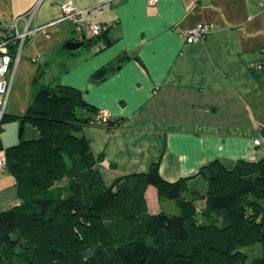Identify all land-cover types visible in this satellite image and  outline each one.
<instances>
[{
	"label": "crops",
	"instance_id": "0c3cea01",
	"mask_svg": "<svg viewBox=\"0 0 264 264\" xmlns=\"http://www.w3.org/2000/svg\"><path fill=\"white\" fill-rule=\"evenodd\" d=\"M38 1L31 27L42 29L28 40L17 65L7 116L27 112L37 94L31 92L33 78L82 90L89 103L120 121L114 130L98 124L83 130L93 153L103 156V176L114 180L147 172L160 161L165 180L194 177L192 185L215 160L233 168L264 157V70L255 69L264 62V0H0V27ZM67 1L85 11L84 21L109 25L106 34L95 37L90 28L63 18ZM199 23L211 24V32L187 42L182 33ZM81 34L96 38L92 46L64 49ZM36 55L51 70L49 80L47 68L34 63ZM105 66L108 71L95 76ZM9 122L0 131L6 148L17 143L15 120ZM27 131L28 139L37 137L29 124L23 135ZM14 190L9 199L17 203ZM156 190L148 187V202Z\"/></svg>",
	"mask_w": 264,
	"mask_h": 264
},
{
	"label": "trees",
	"instance_id": "16d2710c",
	"mask_svg": "<svg viewBox=\"0 0 264 264\" xmlns=\"http://www.w3.org/2000/svg\"><path fill=\"white\" fill-rule=\"evenodd\" d=\"M98 112L82 90L57 83L42 85L23 115H3L0 131L5 120L20 119L37 137L7 148L0 137L19 198L0 212V264H264V157L202 167L203 193L191 190L194 177L165 180L160 161L102 187L103 156L93 153L83 130H114L120 121L98 123ZM65 178L66 191L55 193L53 185ZM150 185L160 199L175 200L180 213L149 212Z\"/></svg>",
	"mask_w": 264,
	"mask_h": 264
},
{
	"label": "built area",
	"instance_id": "2783aa9c",
	"mask_svg": "<svg viewBox=\"0 0 264 264\" xmlns=\"http://www.w3.org/2000/svg\"><path fill=\"white\" fill-rule=\"evenodd\" d=\"M39 3L40 1H38L37 4L25 14L15 17L12 23L3 25L2 28L4 29L0 30V126L3 115L5 114L17 65L22 57L25 45L28 40L32 39L34 35L42 29L40 26L35 28L31 27V23L35 18ZM150 3L152 5H156L158 0H150ZM62 10L63 18L73 20L79 29L84 27L90 28L95 37L102 36L109 28V25L84 21L82 19V15L85 11L77 9L71 1L64 2L62 4ZM22 21L25 22L23 30L20 29V23ZM212 28V25L209 23H199L195 27L184 31L182 35L189 43L199 42L211 32ZM84 38V34L77 37L79 40H84ZM16 40H19L18 48L15 53H11V45L15 43ZM255 68L257 70H264V62L256 63ZM112 118V114L109 110H99L96 115L97 122L103 124ZM261 127L264 128V123H261ZM6 167V153L4 151H0V172L6 169Z\"/></svg>",
	"mask_w": 264,
	"mask_h": 264
},
{
	"label": "rangeland",
	"instance_id": "374dc122",
	"mask_svg": "<svg viewBox=\"0 0 264 264\" xmlns=\"http://www.w3.org/2000/svg\"><path fill=\"white\" fill-rule=\"evenodd\" d=\"M63 51H65V50H63ZM26 56L30 59V61H31V59H33L32 56H28V55H26ZM35 57L37 58V59L35 58V60H37V62H34L35 64L39 63V64H41V67L47 68L46 72H45V76L49 80V78H50L49 74L51 73V70H49V67L45 66V63L43 62V60L39 56L36 55ZM35 79L36 78H33L32 85H31V90H32L31 92H34V95L36 94V92H38L37 90H39L41 88L42 84H43V81H42L43 77L40 78L38 82H35ZM30 106H31V104L28 107H26V108L29 109ZM9 123H10L9 121L5 120L3 122L2 126H4V125L6 126ZM14 123H16V127H17L16 132H15V136H16L15 140H17L16 144H18L20 142V140H21L20 130H21V127H22V120H15ZM28 135L29 134H28V131H27V133L25 135H23V136H24L25 139H27ZM10 174H11V172L9 171V169H6L5 172L2 173L1 176H0V179L3 178L4 176L8 177L7 179L3 180L0 183V212L4 211V210H8V209L14 207V204L16 205V203H14L15 201L14 202H13V200L11 201L12 198L9 199V196H10L9 193L11 192L12 189H15L14 190L15 191V195H17L16 199H17V201L19 200L17 189L14 188V184L10 183V181H9V180H11ZM7 175H9V176H7ZM103 178H104V184L102 185V187H104V185L105 186H109L114 180L112 178V176H110L108 174H105V176H103ZM67 182H68V178H65V180H63L62 182L55 183L53 185V190L55 191V193L65 192L66 191L65 184ZM11 187H13V188L11 189ZM190 188H191V190H195L196 189V191H199L200 193L206 192V190H207V181L204 178L201 177L200 180H197L194 184L190 185ZM147 189L145 191V198H146V195H147ZM190 191H187L185 196H190L191 195ZM148 197H149V200H154V202L153 201H149L148 202V199L146 198L147 207L151 211H158L159 209H161V211L163 210L164 212H167V213H170V214H179L180 213V208H179V206H178V204H177V202L175 200L160 199L159 193H158V189L156 191H154V193H148ZM197 204H198V208H202V206H203L202 202H198ZM245 250L247 252H250V253L254 254V255H257L260 252L259 248H253V249L247 248Z\"/></svg>",
	"mask_w": 264,
	"mask_h": 264
},
{
	"label": "water",
	"instance_id": "95a60500",
	"mask_svg": "<svg viewBox=\"0 0 264 264\" xmlns=\"http://www.w3.org/2000/svg\"><path fill=\"white\" fill-rule=\"evenodd\" d=\"M94 38H90L87 40H71L68 41L65 45H64V49L67 50H71L74 52H78V51H85L87 50L90 46H92V44L94 43ZM24 130H25V126L22 125L21 130H20V137H23L24 134Z\"/></svg>",
	"mask_w": 264,
	"mask_h": 264
}]
</instances>
